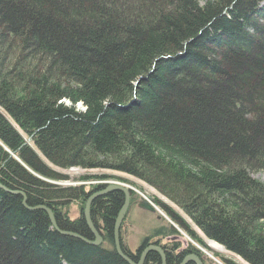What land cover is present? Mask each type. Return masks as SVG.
I'll return each instance as SVG.
<instances>
[{
  "label": "trees",
  "instance_id": "1",
  "mask_svg": "<svg viewBox=\"0 0 264 264\" xmlns=\"http://www.w3.org/2000/svg\"><path fill=\"white\" fill-rule=\"evenodd\" d=\"M0 110V185L50 210L61 231L92 240L83 209L105 186L47 183L66 178L42 158L135 179L227 254L264 264V0H0ZM9 192L0 189V264H126L113 242L122 193L92 202L95 247ZM73 202L70 221L59 210ZM172 225L141 251L179 235ZM121 249L137 263L138 250Z\"/></svg>",
  "mask_w": 264,
  "mask_h": 264
},
{
  "label": "rangeland",
  "instance_id": "2",
  "mask_svg": "<svg viewBox=\"0 0 264 264\" xmlns=\"http://www.w3.org/2000/svg\"><path fill=\"white\" fill-rule=\"evenodd\" d=\"M77 109L82 111V106L79 105ZM0 112L3 115H5V113H3L1 110ZM42 160L51 170H53L57 174L66 178V180L61 181V182H52V181L50 182V181L45 180L44 178L41 179L43 181H46L47 183H51V184L54 183L55 185L62 186V187L82 186L83 189H85L86 191H90L92 187L96 189L97 186H105L106 188L108 184L115 183V184L124 185L125 187H128L133 191L134 200L129 203L127 211L120 225L121 227L120 235H121L122 245L128 248V250L132 252V254H135V252L139 249L138 246L140 245V243L142 242L144 238L150 237L151 234H153L156 227L168 226V224L171 222V219L168 217V215L165 213L163 209V207H166L172 213H174L175 215L180 217L182 220H184L188 228L191 231L195 232L198 238L205 244V245H200L196 243L192 238H190V236L186 233V231H184L177 225H173L174 228H176V232L179 233V235H176L175 237H173L175 239H172V242H171V244H173L174 242L179 243V249L178 247H176V249L180 250V248H188V246L189 248L191 247L195 252L198 253V255L200 256L199 258L203 260V264H225L224 263L225 260L231 261L234 264H246L245 262L243 263L239 261L236 257L227 254L225 249L218 244L215 245L216 247L215 249H212L211 245L213 242L211 243V241L205 239L202 236V234L196 229V227L191 223V221L180 210H178L173 204L168 202L165 198L161 197L158 193H156L149 186L141 182H138L135 179L127 177L126 175H123V174H118L114 172L97 171V170H94V171H83L81 169L61 170V169L51 166L47 161H45L44 158H42ZM103 176H106L108 178L105 180L100 179ZM82 177L89 178L88 179L89 181H81L80 179ZM253 177L255 179L263 180V176L261 174L254 175ZM102 191L103 190L95 191L93 192L92 195L94 194L98 195ZM140 194H144V195L146 194V196L148 195V197L152 196V198L156 202L154 203V207L157 210L155 214L142 211L137 207L138 203L140 202L139 200ZM132 199L133 198H131V200ZM80 210H81V205L78 202H73V203L67 204V206L65 207H62L59 211L63 214L64 217H66L70 221H74L78 219V217H80ZM155 241H158V240L154 239V240H149L148 242L154 243ZM175 253L176 251H172L171 252L172 256Z\"/></svg>",
  "mask_w": 264,
  "mask_h": 264
},
{
  "label": "water",
  "instance_id": "3",
  "mask_svg": "<svg viewBox=\"0 0 264 264\" xmlns=\"http://www.w3.org/2000/svg\"><path fill=\"white\" fill-rule=\"evenodd\" d=\"M0 189L3 190L4 192H9L7 191V189H5L3 186L0 185ZM120 192L124 195V202H123V205H122V208L121 210L119 211V214L116 218V222L114 224V227H113V238H114V249H115V252L116 254L126 263V264H135L132 260H130L127 256H125V254H123L122 250H121V246H120V223L122 221V219L124 218V215H125V212L127 211V208L129 206V195H130V192L131 190H129L128 188H125L119 184H108L107 187L101 192L99 193L98 195L94 194V195H91L88 200L86 201V204H85V207H84V210H83V218H84V222H85V225L87 227V229L89 230L90 234L92 235V240H87L86 238L84 237H81L79 235H76V234H72V233H68V232H63L61 231L57 225H56V222H55V219L51 213L50 210L42 207V206H39V207H35V208H29L26 206V203H25V196L23 194H20V193H16V192H9L10 194H13V195H20L21 198H22V205L25 209L27 210H42L43 212L46 213L47 217H48V220L52 226V228L57 232L59 233L60 235H63V236H69V237H72V238H75V239H78L80 241H82L83 243L85 244H88V245H91V246H99L101 244V237L100 235L98 234V231L96 230V228L94 227L92 221H91V218H90V206L92 204V202L98 198V197H103L105 196L106 194L108 193H111V192ZM147 200H151V198L149 199V197L147 198ZM138 208L143 210V211H147V212H151L153 213L155 208H153L152 206H150L146 201L145 199H142L140 204L138 205ZM156 252L159 256H160V259H161V264H166V259H165V256L163 254V252L161 251V249L159 247H156V244L154 246H149L147 247V249H145V251L143 252L141 258L139 259V262L137 264H143L145 259H146V256L148 255V252ZM190 260H193L194 262H196L195 264H201L200 263V260H198L195 255L193 256H188L187 258H185V260L181 263V264H187L188 262H190Z\"/></svg>",
  "mask_w": 264,
  "mask_h": 264
},
{
  "label": "flooded vegetation",
  "instance_id": "4",
  "mask_svg": "<svg viewBox=\"0 0 264 264\" xmlns=\"http://www.w3.org/2000/svg\"><path fill=\"white\" fill-rule=\"evenodd\" d=\"M131 198H133L132 200H131ZM129 201L131 202V201H133L134 200V195H133V192L131 191L130 192V195H129ZM139 200H140V198H139ZM154 201V203H156L155 202V200H153ZM159 239H157L158 240V243L159 244H157V246H159L161 249H162V251L164 252V254H165V259H166V264H167V260H169V255H171L172 256V254L171 253H169V251H168V246H166V244L167 243H171V242H168V240L169 239H166L165 238V242L163 241V239L159 236L158 237ZM142 243V242H141ZM176 242H174L173 243V245L175 244ZM150 244H151V242H150ZM138 247H140L139 249H138V251H137V253H136V255L138 256H134L136 259H137V262H139V258H140V256H141V254L143 253V251H144V249H142V251H141V244L138 246ZM175 247V246H174ZM189 252V251H192L191 252V254L190 255H186V256H184L182 259H181V262H180V264L184 261V259L185 258H187L188 256H191V255H195V257L198 259V260H200V261H202L200 258H199V255H198V253L197 252H194V250H189V246H188V248H180V250H176V253L172 256V257H177V256H180V255H182L183 253H185V252ZM159 257V256H158ZM147 259V258H146ZM159 263L161 264V262H160V258H159ZM188 264H194V263H191V262H188Z\"/></svg>",
  "mask_w": 264,
  "mask_h": 264
},
{
  "label": "bare ground",
  "instance_id": "5",
  "mask_svg": "<svg viewBox=\"0 0 264 264\" xmlns=\"http://www.w3.org/2000/svg\"><path fill=\"white\" fill-rule=\"evenodd\" d=\"M121 179V178H120ZM52 184H54V183H52ZM105 185V184H104ZM119 185H121V184H119ZM121 186H124V185H121ZM125 187V186H124ZM125 188H128V187H125ZM129 190H131L130 188H128ZM133 192V191H132ZM153 208H155L154 207V205L152 206ZM122 208V207H121ZM121 210V209H120ZM157 212V210H156V208H155V210H154V212L152 213V214H155ZM126 213V212H125ZM149 213H151V212H149ZM161 216V215H160ZM78 217V216H77ZM159 217V216H158ZM116 222V221H115ZM165 222V221H164ZM121 223H122V221H121ZM121 223H120V225H121ZM121 228V227H120ZM126 231V230H125ZM99 234V233H98ZM101 239V243H102V238H100ZM113 241H114V238H113ZM212 243V242H211ZM122 244V243H121ZM159 244V243H158ZM215 245H216V243H212V245H211V247H212V249H215L216 247H215ZM148 247V246H147ZM147 247L145 248V249H147ZM145 249H144V251H145ZM161 249V248H160ZM136 251V250H135ZM143 251V252H144ZM161 251H162V249H161ZM153 251H151V252H148V254L149 253H152ZM163 252V251H162ZM132 253V252H131ZM154 253H156V252H154ZM143 254V253H142ZM142 254H141V256H142ZM163 254H164V252H163ZM141 256H140V258H141ZM164 256H165V254H164ZM193 256V255H192ZM147 257V256H146ZM129 258V257H128ZM139 258V259H140ZM160 258V257H159ZM130 259V258H129ZM131 260V259H130ZM185 260V259H184ZM190 262H193L194 264L196 263V262H194L193 260H190ZM201 263V262H200ZM202 264V263H201Z\"/></svg>",
  "mask_w": 264,
  "mask_h": 264
}]
</instances>
